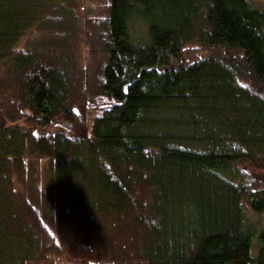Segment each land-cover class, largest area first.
Returning <instances> with one entry per match:
<instances>
[{"label":"trees","instance_id":"trees-1","mask_svg":"<svg viewBox=\"0 0 264 264\" xmlns=\"http://www.w3.org/2000/svg\"><path fill=\"white\" fill-rule=\"evenodd\" d=\"M263 158L262 0H0V264H264Z\"/></svg>","mask_w":264,"mask_h":264},{"label":"rangeland","instance_id":"rangeland-1","mask_svg":"<svg viewBox=\"0 0 264 264\" xmlns=\"http://www.w3.org/2000/svg\"><path fill=\"white\" fill-rule=\"evenodd\" d=\"M264 3V0H262ZM24 42L21 44V46H24ZM103 106V102L98 101L92 105H90V110L88 113V124H91V120L94 116L97 115L99 109ZM248 173L252 174V181L253 185L255 187H264V158L262 159L261 163H256L254 166L249 167V170H247ZM261 222L264 224V217H261ZM60 264H71V263H60Z\"/></svg>","mask_w":264,"mask_h":264}]
</instances>
